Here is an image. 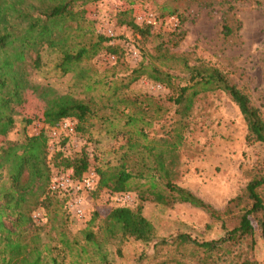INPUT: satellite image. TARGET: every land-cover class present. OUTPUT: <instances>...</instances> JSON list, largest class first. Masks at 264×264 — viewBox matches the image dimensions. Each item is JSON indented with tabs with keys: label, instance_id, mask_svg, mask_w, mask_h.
Returning <instances> with one entry per match:
<instances>
[{
	"label": "rangeland",
	"instance_id": "rangeland-1",
	"mask_svg": "<svg viewBox=\"0 0 264 264\" xmlns=\"http://www.w3.org/2000/svg\"><path fill=\"white\" fill-rule=\"evenodd\" d=\"M84 8L85 31L93 42L96 35L106 36L109 29L114 31L110 46L117 49L116 60L110 62L111 54L103 51L90 62L85 61L81 70L64 75L56 68L59 53L45 48L41 52L42 68L27 67L28 78L37 87L26 91L27 103L19 109L16 127L7 137H0V147L5 142L23 139L26 131L23 116L41 118L47 103L65 94L80 99L86 95L94 97L101 116L116 117L115 123L122 119L123 125L125 119L112 110L107 97L111 92L125 94L136 99L137 106L140 103L138 110L149 124L146 125L149 139L175 144L176 129L182 128L181 144L166 155L172 180L223 211L229 200L246 188L253 169L264 162V145H249L246 141L247 127L238 107L224 92H208L195 99L189 117L182 119L171 101L174 92L166 86L145 77L127 90L120 88L122 81L143 61L169 68L176 84H184L181 69L185 62L191 66L206 65L221 70L264 114V0H104ZM149 20L153 23L148 24ZM131 22L151 28L150 35L143 38L135 33L128 25ZM76 26L74 22L73 27ZM226 28L231 34L227 35ZM72 33L80 34L76 29ZM99 80L108 82L110 93L102 92L108 87L97 85ZM88 86H92L90 91ZM118 107L120 112L125 109L124 105ZM74 121L77 128L78 122ZM43 127L37 119L27 133L37 135L44 131L49 135L50 129ZM109 130L108 123L94 120L87 124L84 134L61 133L55 140H49V158L57 150H63L71 158L86 150L91 165L86 173H97L108 163H117L120 146L125 144L122 136L116 139ZM65 139L66 144L61 146ZM108 193V190L95 192L89 198L85 222L75 219L62 200L49 210L39 208L34 212L40 216L36 224L41 228L44 263L162 264L171 260L166 251L156 255V241L144 243L121 236L110 239L106 235L105 219L113 208L127 206L135 210L142 203L136 192L127 193L130 201L125 204ZM142 208L143 215L155 226L156 240L188 234L198 241H211L224 235L220 223L190 204L164 205L149 200ZM96 214L99 218L93 221ZM255 229L257 245L252 258L264 264V239L257 224ZM90 232L94 233V240H89Z\"/></svg>",
	"mask_w": 264,
	"mask_h": 264
},
{
	"label": "trees",
	"instance_id": "trees-1",
	"mask_svg": "<svg viewBox=\"0 0 264 264\" xmlns=\"http://www.w3.org/2000/svg\"><path fill=\"white\" fill-rule=\"evenodd\" d=\"M101 1L104 0H0V137H7L15 129L19 109L27 103L26 91L37 87L30 82L27 67L42 68L41 52L45 48L59 53L56 68L64 75L81 70L85 61L90 62L103 51L116 56L117 49L110 46L112 40L109 37L96 35L93 42L85 31L84 7ZM128 25L143 38L150 35L149 27H140L133 22ZM73 29L80 34L75 36ZM226 31L227 35L231 34L229 28ZM181 73L184 84H176L169 68L162 69L143 61L122 81L120 89L127 90L145 77L160 83L173 90L171 101L182 119L189 117L199 95L224 92L243 116L247 143L264 145V114L221 70L185 62ZM98 84L108 87V82L102 80L97 81ZM91 89L92 86L87 87L88 91ZM109 91V87L102 89L103 93ZM110 94L107 101L112 102V110L123 116V125L122 119L115 123L116 117L101 116L99 102L94 97L86 95L85 99H80L65 94L47 103L41 118L23 116L26 129L23 139L5 142L0 147V264H50L41 260V228L32 215L39 208L49 210L64 201L62 196L49 189L53 169L73 170L74 177L81 179L91 166L86 150L75 158L57 150L49 158L51 149L46 133H27V128L37 119L48 129L59 127L66 119H74L78 122L77 134L86 133L87 124L97 120L108 123L111 129L108 132L114 138L122 136L125 140L120 146L117 163H108L97 170L99 185L96 192L108 190L109 196L136 192L142 203L135 210L127 206L111 210L103 227L110 239L121 236L144 243L156 241V255L166 251L172 256L162 264H258L252 256L257 245L255 224L264 239V162L250 173L246 188L230 199L223 211L217 210L172 180L166 155L181 144L182 128L176 129L175 144L151 140L146 130L149 124L144 122L142 111L138 110L140 103L137 106V100L125 94ZM119 105L125 106L121 112ZM117 127L120 128L117 130ZM65 141L67 139L61 146L66 144ZM149 200L164 205L190 204L205 212L213 222L220 223L224 235L211 241H198L188 234L156 240L155 226L142 212V204ZM97 218L96 214L92 220ZM87 236L89 240L95 238L93 232Z\"/></svg>",
	"mask_w": 264,
	"mask_h": 264
},
{
	"label": "built area",
	"instance_id": "built-area-1",
	"mask_svg": "<svg viewBox=\"0 0 264 264\" xmlns=\"http://www.w3.org/2000/svg\"><path fill=\"white\" fill-rule=\"evenodd\" d=\"M173 17V16H172ZM174 19V18H172ZM148 21V24H152ZM109 38L115 37L114 31L109 29L106 33ZM110 62L116 60L115 56L108 57ZM76 122L73 119H66L61 122L59 127L50 129L47 135L49 140H55L61 133L74 134L76 132ZM99 185V176L94 171L84 174L81 179L75 178L73 170L63 171L53 169L49 189L51 193L62 196L67 211L78 221L85 222L88 214V200L96 192ZM118 203L125 204L130 201L127 193L111 194ZM39 214L34 213L33 221H40Z\"/></svg>",
	"mask_w": 264,
	"mask_h": 264
}]
</instances>
